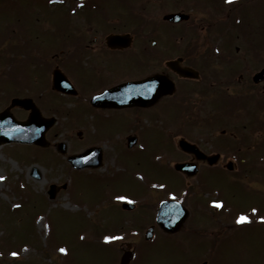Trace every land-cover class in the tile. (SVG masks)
Segmentation results:
<instances>
[{
	"label": "flooded vegetation",
	"instance_id": "af4514ba",
	"mask_svg": "<svg viewBox=\"0 0 264 264\" xmlns=\"http://www.w3.org/2000/svg\"><path fill=\"white\" fill-rule=\"evenodd\" d=\"M46 4L54 5L67 25L50 33L21 25L23 32L13 34L12 53L27 55L28 81L40 88H29L27 81L12 97L30 99L45 117L63 113L65 120L68 114L69 125L78 128L74 153L98 147L102 160L99 145L76 147L85 138L78 123L87 121L89 114H125L123 125L127 113L134 121L162 113L179 120H185L182 115L200 116L199 126L192 121L186 129L173 126L180 137L175 148L188 163L185 173L195 177L185 191L191 214L198 213L190 217L189 211L188 233L211 234L214 244L219 242V227L238 225L242 214L250 218L253 209L242 213L245 204L233 205L224 198L234 197V187L259 193L263 201L252 204L264 209V0H46ZM50 20L35 21L46 25ZM49 34L52 38L47 39ZM138 82L143 83L133 84ZM108 90L111 95L95 99ZM51 96L55 103L42 106ZM31 102L26 109L12 110L23 112L20 119H25L34 108ZM49 110L53 112L46 115ZM129 136H120V146L127 148ZM132 136L134 145L138 137ZM180 139L189 144L181 146ZM91 156L95 158V153Z\"/></svg>",
	"mask_w": 264,
	"mask_h": 264
},
{
	"label": "rangeland",
	"instance_id": "374dc122",
	"mask_svg": "<svg viewBox=\"0 0 264 264\" xmlns=\"http://www.w3.org/2000/svg\"><path fill=\"white\" fill-rule=\"evenodd\" d=\"M53 6L47 5L46 0H0V110L8 105L13 93L26 87L23 83L30 75L26 71L27 55L12 53L13 34L17 32L18 37L23 32L21 25L47 33L67 25ZM32 17L51 20L41 25ZM26 43L30 45L28 37ZM28 83L31 89L40 88L39 83ZM55 100L47 97L45 105L41 104L51 105ZM12 112L18 119L24 116L19 110ZM52 112L49 110L46 115ZM62 114L58 113V124L47 133L48 149L20 142L0 145V264H115L121 245L127 242L133 243L138 252L133 264H197L203 260L208 264H264V221L260 219L264 209L252 204L263 200L256 191H245L239 186L234 187V197L224 194L226 201L237 206L245 204L242 213L256 211L248 225L227 235L221 248L211 256L209 251L193 254L198 243L188 245L186 229L169 236L182 239L179 242L164 236H158L153 243L143 240L158 202L178 199L184 189V177L173 170V164L183 157L173 148L176 131L172 126L186 129L189 121L199 126L200 116L182 115L185 120H179L162 113L152 120L141 117L134 121V116L127 113L128 122L123 125L125 114H89L87 121L78 123L85 138L76 147L99 145L103 164L99 169L83 172L65 163L69 152H75L72 148L78 128L69 125L68 114L65 120ZM125 133L138 137L131 149L119 144L118 139ZM58 142L66 145L64 155L56 149ZM34 168L39 174L36 179L30 175ZM51 183L67 185L65 189L58 187L49 199L47 190ZM124 201L138 206L123 211L119 203ZM110 236L120 239L105 240Z\"/></svg>",
	"mask_w": 264,
	"mask_h": 264
},
{
	"label": "water",
	"instance_id": "95a60500",
	"mask_svg": "<svg viewBox=\"0 0 264 264\" xmlns=\"http://www.w3.org/2000/svg\"><path fill=\"white\" fill-rule=\"evenodd\" d=\"M98 100V99H96ZM21 105L25 108L29 107V100L26 99H13L11 106ZM9 108L0 112V143L5 142H33L39 145H45V132L53 123V119H45L41 117L39 111L33 108L26 120H16L14 116L9 112ZM89 153L86 155L87 158ZM85 157V158H86ZM84 158V157H81ZM78 157L71 156L69 160L75 166L82 165H98L99 158L86 160V163H77ZM177 168L179 165L176 166ZM53 188V187H52ZM50 196H53V189L49 191ZM123 207H132L128 204H123ZM186 217V211L177 203L171 201H164L160 204L156 215L157 222L166 231L172 232L179 228L180 224ZM128 257V255H127ZM127 258L124 256L122 264H125Z\"/></svg>",
	"mask_w": 264,
	"mask_h": 264
},
{
	"label": "snow or ice",
	"instance_id": "6c2138e0",
	"mask_svg": "<svg viewBox=\"0 0 264 264\" xmlns=\"http://www.w3.org/2000/svg\"><path fill=\"white\" fill-rule=\"evenodd\" d=\"M229 2H231V0H229ZM0 179H3V177H0ZM118 199H123L122 197H118ZM214 204H215V206L216 207H221L222 205L219 203V202H214ZM256 211V209H253V212H255ZM249 217L248 216H246V215H240L239 217H238V220H237V222L238 223H243V222H246V221H249ZM260 219L262 220V221H264V216H262V217H260ZM113 239H120V237H112V236H110V237H105V240H113ZM61 251H64V249H61ZM13 255H16V253H13Z\"/></svg>",
	"mask_w": 264,
	"mask_h": 264
}]
</instances>
